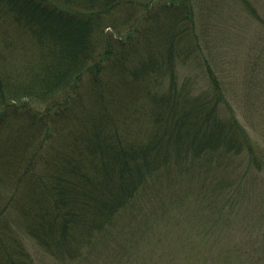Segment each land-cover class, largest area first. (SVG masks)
<instances>
[{"label":"trees","instance_id":"16d2710c","mask_svg":"<svg viewBox=\"0 0 264 264\" xmlns=\"http://www.w3.org/2000/svg\"><path fill=\"white\" fill-rule=\"evenodd\" d=\"M195 1L0 0V264H35L25 238L63 263L136 257L175 228L179 181L218 224L264 180ZM189 64L207 77L197 92L179 81ZM254 251L243 264H264Z\"/></svg>","mask_w":264,"mask_h":264},{"label":"rangeland","instance_id":"374dc122","mask_svg":"<svg viewBox=\"0 0 264 264\" xmlns=\"http://www.w3.org/2000/svg\"><path fill=\"white\" fill-rule=\"evenodd\" d=\"M194 11L204 57L241 124L264 154V0H196ZM6 36L0 31V38ZM186 79L194 92L208 83L202 65L180 68L179 81ZM193 183L196 188L198 180ZM176 189L184 200L170 210V226L175 224V228L166 231V225L161 229L162 223L158 242L151 240L135 250L136 257L116 260L106 253L77 264H188L194 261L191 251H196L199 264H243L249 253L264 248L261 177L253 181L241 209L233 210L226 222L218 224L217 209L202 196L188 190L184 181H179ZM25 242L35 264H69L54 260L31 239L25 238Z\"/></svg>","mask_w":264,"mask_h":264}]
</instances>
